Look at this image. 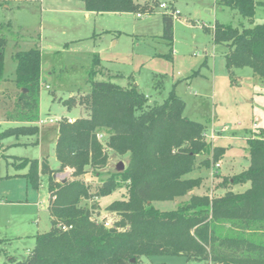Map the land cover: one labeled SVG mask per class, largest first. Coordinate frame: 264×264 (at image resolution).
<instances>
[{
	"label": "trees",
	"instance_id": "obj_1",
	"mask_svg": "<svg viewBox=\"0 0 264 264\" xmlns=\"http://www.w3.org/2000/svg\"><path fill=\"white\" fill-rule=\"evenodd\" d=\"M80 1L86 12L99 14H150L156 4V0ZM215 3L249 22L256 7L264 6L255 0ZM173 20L171 13L161 15L162 38L167 42L173 39ZM211 33L214 45L226 46L223 58L230 78L235 69L246 67L264 81V24L236 28L215 22ZM6 46L7 39L0 36V83ZM12 59L16 95L4 119L17 125L1 132L0 140L37 137L39 45L13 53ZM115 77L120 76L109 74L95 54L87 71L88 92L63 101L68 110L79 104L85 116L71 123L68 119L57 122L54 153L58 170L49 167L47 158L15 157L11 163L16 170H26L22 177L34 189L41 187L40 176L46 175L51 228L34 236L35 246L25 260L6 255L5 264H138L148 256H181L184 264H264V131L246 138V169L229 178L218 176L220 182L211 195L192 194L188 203L159 211L151 206L153 202L173 201L200 187V179L186 180L184 175L200 166L215 167L224 148L212 147L205 138V127L184 116V101L173 89L161 104L148 106L136 86L121 87L111 81ZM97 135H106V141ZM106 149L127 154L128 162L123 171L109 175L91 191L83 176L106 166ZM202 154L207 158L197 162ZM65 170H70L68 179L53 178ZM245 183L249 187L244 192L230 190ZM120 188L125 189V197L106 206L116 219L105 227L97 204L83 202ZM216 189L224 193L216 195Z\"/></svg>",
	"mask_w": 264,
	"mask_h": 264
},
{
	"label": "rangeland",
	"instance_id": "obj_2",
	"mask_svg": "<svg viewBox=\"0 0 264 264\" xmlns=\"http://www.w3.org/2000/svg\"><path fill=\"white\" fill-rule=\"evenodd\" d=\"M3 1L0 0V36L7 39V46L4 80L0 83V133L15 126L4 119L16 95L12 55L27 51L35 44L39 45L41 53L40 118L54 122L40 126L37 137L0 140V239L3 240L0 264L7 262L6 255L25 260L35 246L34 236L51 228L46 175L40 176L41 187L34 189L22 177L26 170H16L11 163L15 157L47 158L49 167L58 170L54 153L56 121H75L85 116L79 104L68 110L63 101L71 97L77 99L88 92L87 71L95 54L109 74L120 76L112 78L113 83L121 87L130 83L137 86L147 98L148 106L161 104L173 89L184 101V116L205 127L212 147L224 148L219 168L200 166L184 175L186 180L200 179V187L173 201H155L151 204L153 208L171 211L188 203L192 194L211 195L220 182L218 176L229 178L248 167L245 139L264 131V81L245 67L234 70L237 84H232L224 68L226 46L214 45L211 32L215 22L236 28L264 24L263 5L256 7L255 16L249 22L236 11L218 6L215 0H156L154 11L140 18L134 13H97L89 19L63 12L64 7L76 5L78 0ZM255 1L264 4V0ZM161 3L166 4L167 9L160 8ZM166 11H171L174 19L171 42L162 38L161 15ZM213 76H216L214 84ZM102 141H106V135ZM106 152V166L83 176L91 191L101 180L115 173L119 163L125 168L128 162L127 154L120 156L107 149ZM206 158L207 155L202 154L196 161ZM69 171L58 172L61 180L68 179ZM248 187L249 183L238 184L230 190L241 193ZM213 193L222 194L224 189ZM124 197L125 189L120 188L109 196L83 204H97L99 220L104 218L112 223L116 217L105 208ZM184 262L181 256H148L142 257L138 264Z\"/></svg>",
	"mask_w": 264,
	"mask_h": 264
},
{
	"label": "crops",
	"instance_id": "obj_3",
	"mask_svg": "<svg viewBox=\"0 0 264 264\" xmlns=\"http://www.w3.org/2000/svg\"><path fill=\"white\" fill-rule=\"evenodd\" d=\"M45 0H40V2L41 3H43ZM4 2H6L5 0L3 1V3ZM257 2V1H256ZM64 8H66V9H64V11L63 12H68V13H70V14H72V15H77V16H82V17H84V18H90V16L91 15H98L97 13H92V12H86L85 10H84V8H83V5H82V2L80 1V0H78L77 1V3H76V5H73V6H69V7H64ZM104 14H112V15H121V14H119V13H102V15H104ZM124 14V13H123ZM135 17H136V15H135ZM137 18V17H136ZM174 21V20H173ZM113 36H115V35H113ZM115 43V42H114ZM227 50V49H226ZM226 52V51H225ZM223 61H224V58H223ZM224 68H225V61H224ZM225 73H226V75H227V77H228V74H227V71H226V68H225ZM111 75L112 76H117V75H115V74H113V73H111ZM119 76V75H118ZM215 77L216 76H213V84H214V79H215ZM230 82L232 83V84H237V80H236V78H235V76H234V78L232 79V80H230ZM87 87H89V86H87ZM137 87V86H136ZM84 94H86V92L84 93ZM39 112H40V108H39ZM39 120H41V118H40V113H39ZM7 122V121H6ZM7 123H10V124H14L15 126L17 125L16 123H12V122H7ZM50 124H52V123H50ZM43 126V125H42ZM40 130V129H39ZM39 136V135H38ZM207 137H208V135H207V133L205 132V138H206V140H207ZM211 138L210 139H214V136H210ZM56 138H57V135H56ZM55 141H56V139H55ZM245 141H246V139H245ZM38 143V141L36 142V144ZM210 143V142H209ZM54 146H55V143H54ZM41 159V158H40ZM39 159V160H40ZM219 168V167H218ZM68 171V170H67ZM69 174H70V171H69ZM61 174H58V173H54L53 174V178L56 180V181H62L61 180ZM47 208H48V198H47ZM47 211H48V209H47ZM49 214V213H48ZM49 218H50V216H49Z\"/></svg>",
	"mask_w": 264,
	"mask_h": 264
},
{
	"label": "built area",
	"instance_id": "obj_4",
	"mask_svg": "<svg viewBox=\"0 0 264 264\" xmlns=\"http://www.w3.org/2000/svg\"><path fill=\"white\" fill-rule=\"evenodd\" d=\"M159 7L162 8V9H167V5L164 4V3H161V4L159 5ZM166 12H168V11H166ZM168 13H171L172 16H173V13H172L171 11H169ZM136 17H137V18H140V17H142V15L136 14ZM67 121H68V123H71V122H72V120H70V119H68ZM47 122H48V123H53L54 121H53L52 119H48V120H45V121L39 120V121L37 122V126L40 127V126L44 125V124L47 123ZM56 122H58V120H57ZM254 126H255V124H254ZM97 138H98L99 140L102 141L103 136H102V135H97ZM215 167L218 168V167H219V164H216ZM62 180H64V179H62ZM108 225H109L108 222H105V223H104V226H105V227H108Z\"/></svg>",
	"mask_w": 264,
	"mask_h": 264
},
{
	"label": "water",
	"instance_id": "obj_5",
	"mask_svg": "<svg viewBox=\"0 0 264 264\" xmlns=\"http://www.w3.org/2000/svg\"><path fill=\"white\" fill-rule=\"evenodd\" d=\"M89 86V84H88ZM25 91V90H24ZM116 172H121L124 170V165L122 163H119L116 168H115ZM133 262V261H132Z\"/></svg>",
	"mask_w": 264,
	"mask_h": 264
}]
</instances>
